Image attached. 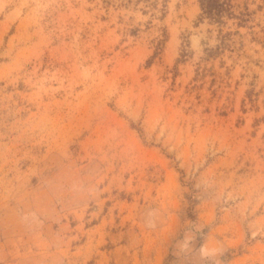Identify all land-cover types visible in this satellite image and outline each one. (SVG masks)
<instances>
[{
    "label": "rangeland",
    "instance_id": "obj_1",
    "mask_svg": "<svg viewBox=\"0 0 264 264\" xmlns=\"http://www.w3.org/2000/svg\"><path fill=\"white\" fill-rule=\"evenodd\" d=\"M0 0V264H264V0Z\"/></svg>",
    "mask_w": 264,
    "mask_h": 264
},
{
    "label": "trees",
    "instance_id": "obj_2",
    "mask_svg": "<svg viewBox=\"0 0 264 264\" xmlns=\"http://www.w3.org/2000/svg\"><path fill=\"white\" fill-rule=\"evenodd\" d=\"M233 0H200L203 13L207 18L223 24V17L225 12L229 11V17L241 20L240 26H242L244 20L243 17H237L231 13Z\"/></svg>",
    "mask_w": 264,
    "mask_h": 264
}]
</instances>
